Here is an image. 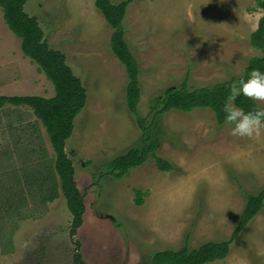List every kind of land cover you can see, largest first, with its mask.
Instances as JSON below:
<instances>
[{"label": "rangeland", "instance_id": "1", "mask_svg": "<svg viewBox=\"0 0 264 264\" xmlns=\"http://www.w3.org/2000/svg\"><path fill=\"white\" fill-rule=\"evenodd\" d=\"M95 1L29 0L25 5L49 47L65 54L86 90V105L66 143L86 212L73 237L72 214L61 196L32 205L30 216L16 217L17 222L11 215L15 223L9 231L0 230V264H75V243L85 264H144L159 251L226 241L239 223L246 196L264 188V136L233 137L231 126H220L205 109L162 117L157 155L171 162L174 171L160 172L150 158L122 179L100 177L104 163L140 143L141 130L127 107L128 77L111 50L113 31ZM258 1L134 0L124 32L140 65V116L147 117L153 98L186 77L190 88L212 87L241 77L251 58L263 56L250 43L263 15ZM0 96H55L51 82L24 57L1 9ZM19 112L24 125L37 130L30 142L38 145L32 163L46 166L42 171L48 181L37 189V201L43 204L41 198L54 192L53 182L62 193L55 162L50 165L54 151L31 109L8 105L0 110L13 113V123H20L14 114ZM210 264H264V207L232 243L229 256Z\"/></svg>", "mask_w": 264, "mask_h": 264}, {"label": "trees", "instance_id": "2", "mask_svg": "<svg viewBox=\"0 0 264 264\" xmlns=\"http://www.w3.org/2000/svg\"><path fill=\"white\" fill-rule=\"evenodd\" d=\"M29 0H0L4 21L9 30L21 41V51L25 58L38 66L39 71L46 76L54 87L55 96H0V110L6 105L27 107L32 110L35 118L45 128L55 157V174L59 178L62 197L72 214L70 235L77 234L83 224L86 212L85 198L75 181L74 166L66 151V143L71 138L76 117L82 112L87 102L86 90L66 63V56L61 51L53 50L46 41L37 18L29 16L24 8ZM134 0H123L113 4L111 0H96L95 6L112 29L110 46L115 57L125 67L128 84L126 87V103L130 113L136 119L141 130V140L134 148L128 150L101 166L102 176L115 179L124 178L132 169L145 164L150 158L156 162L160 172H172L171 162L157 155L162 138V117L170 111L190 113L196 109L210 110L214 113L217 123L222 126L224 113L221 111L230 86L240 80H247L252 68H260L264 72V0L258 5L263 12L257 29L251 34V46L263 56L249 60L243 75L229 82L217 83L212 87L190 88L188 78L178 86H172L162 95L150 102L147 117L139 114L138 106L141 99L140 65L125 40L124 18L128 6ZM236 104L245 111L253 107V102L239 97ZM56 184V183H55ZM54 184L51 196L46 199L53 201L58 194ZM51 190V191H52ZM138 206L143 205L142 194L137 192ZM247 203L241 213L239 223L226 241L208 242L190 250L184 246L178 251L163 250L153 254L144 264H210L225 260L230 254L232 243L239 237L241 231L259 214L264 207V188L257 195H247ZM80 245L75 243V264H85L80 254Z\"/></svg>", "mask_w": 264, "mask_h": 264}, {"label": "crops", "instance_id": "3", "mask_svg": "<svg viewBox=\"0 0 264 264\" xmlns=\"http://www.w3.org/2000/svg\"><path fill=\"white\" fill-rule=\"evenodd\" d=\"M7 49L9 52L10 48ZM14 114H18L16 116H19L20 123H13L10 120L13 113L0 114V230L6 228L8 231L11 221L12 224L15 223L16 217L21 218L26 213L28 215L26 218L30 216L32 205L36 208V206H43L44 202H52L46 200L50 196L41 198L43 204L37 201L39 199L37 189L48 181L45 177L43 178L42 169L43 166L46 167L45 163L42 162V166L39 161L36 164L32 163V160L38 158H36L38 145L36 142H30V136L37 130L24 125L26 122H23L22 113ZM54 161L51 160L50 165ZM40 168L41 171H39ZM5 175H8V178L4 179ZM54 184L53 182V186ZM58 196L62 197V193ZM33 200L35 202H31ZM15 201H19V204L14 205ZM13 214H15V221L11 218Z\"/></svg>", "mask_w": 264, "mask_h": 264}, {"label": "clouds", "instance_id": "4", "mask_svg": "<svg viewBox=\"0 0 264 264\" xmlns=\"http://www.w3.org/2000/svg\"><path fill=\"white\" fill-rule=\"evenodd\" d=\"M253 102V107L245 109L236 104L239 97ZM264 72L252 68L247 80H240L230 86L221 111L224 122L231 126L230 135L240 139L258 140L264 136Z\"/></svg>", "mask_w": 264, "mask_h": 264}]
</instances>
